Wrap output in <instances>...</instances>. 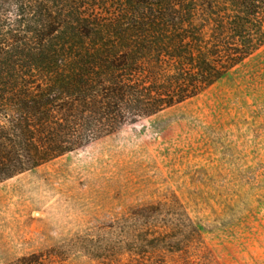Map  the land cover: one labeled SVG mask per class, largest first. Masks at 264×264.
Masks as SVG:
<instances>
[{
  "label": "rangeland",
  "instance_id": "374dc122",
  "mask_svg": "<svg viewBox=\"0 0 264 264\" xmlns=\"http://www.w3.org/2000/svg\"><path fill=\"white\" fill-rule=\"evenodd\" d=\"M35 260L264 264V46L196 97L0 181V264Z\"/></svg>",
  "mask_w": 264,
  "mask_h": 264
},
{
  "label": "trees",
  "instance_id": "16d2710c",
  "mask_svg": "<svg viewBox=\"0 0 264 264\" xmlns=\"http://www.w3.org/2000/svg\"><path fill=\"white\" fill-rule=\"evenodd\" d=\"M263 46L264 0H0V181L196 97Z\"/></svg>",
  "mask_w": 264,
  "mask_h": 264
}]
</instances>
